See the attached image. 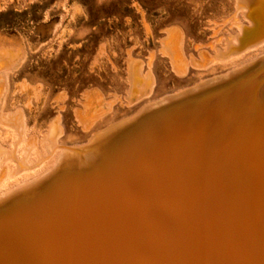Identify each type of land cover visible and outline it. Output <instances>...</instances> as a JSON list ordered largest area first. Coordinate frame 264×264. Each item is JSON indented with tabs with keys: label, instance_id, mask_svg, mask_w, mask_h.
I'll return each instance as SVG.
<instances>
[{
	"label": "rangeland",
	"instance_id": "obj_1",
	"mask_svg": "<svg viewBox=\"0 0 264 264\" xmlns=\"http://www.w3.org/2000/svg\"><path fill=\"white\" fill-rule=\"evenodd\" d=\"M244 8L251 10L256 27H250ZM263 14L264 0H0V50H4L0 54V94L4 93L0 116L22 112L26 126L16 156L25 157L27 163L35 162L38 149V155L47 156L43 138L56 119L59 125L54 124L51 135L60 147L33 170L19 172L20 176L14 172V162L3 157L0 169L6 167L0 170V194L22 181L20 186L34 181L51 170L63 151L85 148L98 135L101 138L88 152H95L99 159L85 168L66 159L62 174L54 179L93 171L102 158L118 151L119 159H124L144 148L147 133L149 141L168 137L179 126H186L187 133L197 131L202 123L196 121L203 114L221 118L230 113L229 119H235L232 124L238 126L236 134L247 127V134H252L254 124L264 122V40L247 47L262 41ZM238 35L242 45H233ZM180 37L183 54L179 55L188 64L182 75L175 72L168 56V48H175ZM205 81L209 83L200 85ZM142 85L150 91L140 93ZM13 132L0 124L2 148L13 147ZM29 142L35 148L27 155L24 148ZM41 192L22 197L25 204L33 205ZM15 197L3 199L0 212ZM171 233L158 257L162 264L192 256L178 253L184 252L187 243L175 240L174 229ZM146 259L141 261L151 264Z\"/></svg>",
	"mask_w": 264,
	"mask_h": 264
},
{
	"label": "bare ground",
	"instance_id": "obj_2",
	"mask_svg": "<svg viewBox=\"0 0 264 264\" xmlns=\"http://www.w3.org/2000/svg\"><path fill=\"white\" fill-rule=\"evenodd\" d=\"M250 13L244 8L250 27H256ZM240 36L234 37L233 45H242ZM182 37L176 39L175 48H168L179 75L188 65L179 55L183 54ZM260 39L247 48L263 42L264 33ZM217 58L222 60L221 56ZM148 89L142 85L139 91L146 94ZM88 103L84 104L86 108ZM229 115H200L196 122L202 124L197 131L190 132L189 128L187 133L185 125L184 129L179 126L180 130L171 129L170 136L160 139L148 141L146 132L147 142L140 151L124 159H119L120 151H116L102 158L93 171L58 179L66 159L83 168L95 163L99 158L95 152L89 155L88 148L101 136L96 135L80 150L63 151L51 170L0 194V202L16 195L12 205L0 212V264H140L144 258L151 264H162L159 258L172 229L175 240L187 243L185 249L190 250L178 253L185 257L192 253L190 259L174 264H264V122L255 123L252 134H247L246 126L238 135V126L232 124L235 119H229ZM0 124L12 128L16 135L11 149L0 145V162L3 157L14 162L15 173L33 170L60 148L51 135L54 124L59 125L58 119L42 137L47 156L38 155V149L37 159L29 163L25 157L16 156L26 129L22 112L1 115ZM26 145L24 154L28 155L35 144ZM36 190L42 195L28 206L22 197H34Z\"/></svg>",
	"mask_w": 264,
	"mask_h": 264
}]
</instances>
